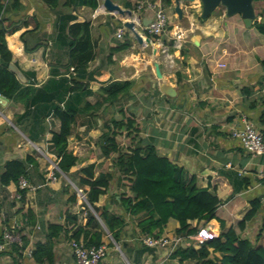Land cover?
<instances>
[{"label": "crops", "instance_id": "obj_1", "mask_svg": "<svg viewBox=\"0 0 264 264\" xmlns=\"http://www.w3.org/2000/svg\"><path fill=\"white\" fill-rule=\"evenodd\" d=\"M84 1L73 4L59 0L52 7L43 0H19L20 7H8L3 15L7 25L14 28L6 35L12 61L27 79L23 84L38 90V101L30 105L25 117H19L25 111L24 93L14 99H0V175L8 160L30 155L37 161L29 165L25 178L33 188L21 189L19 180L6 185L0 181V232L20 233L27 240L19 253L13 248L0 252V264H49L36 262L32 252L37 242L47 240L50 224L65 228L53 241L51 264H75L70 235L77 226L86 224L85 207L93 209L78 199L76 191L88 186L79 188L74 181L84 176L78 170L92 163L95 175L111 172L116 176L96 205L106 206L124 219L116 241L94 212L107 248L102 264H195V260L184 257V252L169 254L143 243L146 235L137 226L142 213L128 214L120 204V193L128 188L125 181L117 180V153L102 152L101 135L113 126L112 118H122V112L134 116L138 135L133 139L134 135L116 137L124 151L137 142L152 144L157 154L181 166L187 177H196L199 187L215 190L223 200L214 219L192 220L191 225L216 234L221 231L220 221L225 227L236 226L250 209L252 198L261 196L264 200V154L247 152L230 135L247 120L264 138V33L254 25H264V1L254 2L256 18L250 26L244 25L239 14L225 16L224 8L200 20L198 0L181 3V20L173 0L171 5L163 0H112L130 11L124 14L108 11L103 0H97L96 8ZM158 8L167 13L168 23L160 35H151L143 27ZM125 21H134L135 29L149 40L139 43ZM81 22L90 24L94 57L86 68L77 70L69 66L73 40L69 27ZM179 30L183 38L177 44L173 34ZM125 42L129 46L121 48ZM155 61L160 78L153 67ZM112 81H130L132 86L117 99L103 101L107 96L104 86ZM72 86L76 87L70 90ZM168 88L174 90L173 96L165 93ZM56 105L77 113L67 148L78 163L69 174L58 169L51 149L52 134L60 127L53 111ZM32 149L53 163L44 166ZM52 173L54 180L49 177ZM234 185L238 189L233 194ZM21 190L25 191L23 199ZM71 196L75 200L71 201ZM253 225L260 227V222L249 225L242 235L246 236ZM178 227V221L170 218L160 235L176 234ZM192 236H184L180 246L197 248Z\"/></svg>", "mask_w": 264, "mask_h": 264}, {"label": "trees", "instance_id": "obj_2", "mask_svg": "<svg viewBox=\"0 0 264 264\" xmlns=\"http://www.w3.org/2000/svg\"><path fill=\"white\" fill-rule=\"evenodd\" d=\"M46 4L54 7L59 0H43ZM166 5H171V0H163ZM258 1V0H255ZM264 1V0H263ZM69 3H76V0H66ZM92 8L97 7V0H85ZM20 7L19 0H0V94L8 99L16 98L20 93H24L25 111L19 117L27 115L30 105L38 101V90L25 86L16 75L8 69L12 61V52L8 48L6 35L14 28L7 25L3 15L8 8ZM254 25L264 33V25L254 22ZM69 32L73 36L70 43L69 66L82 70L86 68L88 62L94 57V45L90 35L89 22L74 23L70 25ZM128 42L120 47L126 48ZM264 64V60L262 61ZM74 82V81H72ZM132 82L112 81L104 86L107 96L103 101H113L126 93ZM76 86L69 88L73 90ZM80 88L83 85L79 86ZM97 104L96 107L100 106ZM55 116L60 120L59 130L53 132L51 138V149L57 157V167L61 172L70 173V169L78 163V158L68 150V137L71 133L72 125L76 121V112L71 109L61 108L59 105L53 108ZM122 118L117 120L112 118L113 126L101 135V149L104 154L117 153L114 161V168L118 171L117 180L125 181L127 192L120 193V204L126 213L136 215L142 213V218L137 223L139 231L145 235L159 236L170 218L178 221L179 227L176 234L189 236L197 233L199 227L192 226L190 221H210L216 217L218 206L223 203L215 190L207 187H199L196 177H187L184 169L169 160L166 156H161L155 151L152 144H141L137 142L134 146L124 151L119 145L116 137L118 135L131 136L135 138L139 133L138 123L134 116L127 112H122ZM37 161L30 155L24 159H11L5 162L0 181L6 185L10 181L18 182L23 177L27 178L29 165H35ZM95 164H88L78 171L84 176H80L75 184L81 188L87 185V190H82L86 201L91 208L87 210V222L84 226H77L71 233V239H82L86 245L102 244L101 237L103 231L100 227L96 214L103 220L108 232L113 239L119 241L124 227L123 217L112 213L106 206H97L100 195L107 192L111 181L116 178L114 173L100 172L95 175ZM58 174V172H57ZM244 184H247L245 181ZM243 185V184H242ZM238 187L233 186V194ZM24 190H21V199L24 198ZM231 194L229 197H231ZM71 201L75 196L70 197ZM250 209L237 222L236 226L225 227V223L220 221L221 231L217 237H213L201 244L199 248L189 245L185 248L179 246L175 253L184 252L185 258L195 260V264H264V217L259 221L260 227L256 234L255 241L243 236L249 225L258 220L263 211V201L261 196H255L250 200ZM96 214H95V213ZM67 220L70 214L66 215ZM73 218H75L73 216ZM238 228V229H237ZM47 240L37 242L32 252L33 258L38 263L53 261V241L65 230L63 225L50 224L48 226ZM0 232V239L2 236ZM22 246L13 243L11 248L18 251L25 247L27 240L21 235ZM213 252L219 253L220 257H211ZM183 256L181 258H184Z\"/></svg>", "mask_w": 264, "mask_h": 264}, {"label": "built area", "instance_id": "obj_3", "mask_svg": "<svg viewBox=\"0 0 264 264\" xmlns=\"http://www.w3.org/2000/svg\"><path fill=\"white\" fill-rule=\"evenodd\" d=\"M167 23V13L162 8H158L154 10L151 20L143 27V29L148 34L160 35L166 28ZM122 34V30H119L118 36L121 37ZM173 35L175 37V42L179 44L178 42L183 38V32L179 30ZM71 69H73V67H71ZM230 135L233 138H236L247 152L256 155L264 154L263 135L257 128H255L252 122L244 120L242 126L231 130ZM49 177L53 180L56 178L53 173L50 174ZM262 178H264V176ZM19 187L21 189H25L30 188L31 186L25 178L21 177L19 179ZM219 234L201 227L197 233L192 236V238L194 239L195 245L200 246L203 242L213 237H217ZM183 237L184 236L178 234L159 236L146 235L143 238V243L154 249H165L170 254L177 250V248L181 245ZM13 243H16L18 246H22L21 234H13L8 230H4L0 239V252L10 250ZM71 249L75 257V264H102V260L105 257L107 250L104 244L86 245L82 239H72ZM28 255H31L30 251H28Z\"/></svg>", "mask_w": 264, "mask_h": 264}, {"label": "water", "instance_id": "obj_4", "mask_svg": "<svg viewBox=\"0 0 264 264\" xmlns=\"http://www.w3.org/2000/svg\"><path fill=\"white\" fill-rule=\"evenodd\" d=\"M194 1L196 0H173L174 11L179 20L183 19L184 17V11L181 7V3L183 2L191 3ZM198 1L200 2V6H201L200 14H199L200 20H206L217 7H223L225 10V16L227 17L233 16L235 14H239L245 26H250L256 18V11L254 7L255 0H198ZM103 5L108 11H113L118 14H124L125 12L130 13L129 10L126 11L122 10L117 4L113 3L112 0H103ZM124 25L126 28H128L131 31V33L139 43H143L144 41L149 40L148 37H143V35L135 29L134 21H125ZM153 67L156 76L160 78L161 73L159 70V65L156 61L153 62ZM8 69L11 72H13L22 83L27 81L24 73L14 61H11L9 63ZM164 90L165 93L168 95L173 96L175 94L174 90L171 88ZM0 99L6 101L8 98L0 95Z\"/></svg>", "mask_w": 264, "mask_h": 264}, {"label": "rangeland", "instance_id": "obj_5", "mask_svg": "<svg viewBox=\"0 0 264 264\" xmlns=\"http://www.w3.org/2000/svg\"><path fill=\"white\" fill-rule=\"evenodd\" d=\"M218 9H222L223 7H217ZM216 8V9H217ZM198 14V13H197ZM196 14V15H197ZM24 141L26 142L27 140H25L24 139ZM120 141H124V138L123 137H120ZM31 148V147H30ZM33 150V149H32ZM44 151V150H43ZM33 152L38 156V157H40V159H41V163L42 164H44V166H48L50 163H53L52 161H46V160H44V155L43 154H40V152L39 153H37V152H35V150H33ZM52 166V165H51ZM51 166H50V168H51ZM54 168V167H53ZM76 191H77V193H78V199L83 203V204H85V205H88L87 204V201H86V197L84 196V194H82V192H80L78 189H76ZM264 217V207H263V212L260 214V216L258 217V221H260L262 218ZM238 229V228H237ZM258 230H259V226H256V225H253V226H251L250 228H249V230H248V232L247 233H245V235L247 236V237H249L252 241H255V237H256V234H257V232H258ZM197 248H199V245H197ZM219 254V253H218ZM213 256V258H214V256H216L215 254H211V257ZM221 255L219 254L218 255V257H220Z\"/></svg>", "mask_w": 264, "mask_h": 264}]
</instances>
